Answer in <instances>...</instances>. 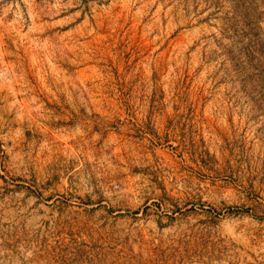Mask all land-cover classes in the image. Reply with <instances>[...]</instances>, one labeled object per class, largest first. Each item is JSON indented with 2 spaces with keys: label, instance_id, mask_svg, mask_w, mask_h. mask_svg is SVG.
Here are the masks:
<instances>
[{
  "label": "rangeland",
  "instance_id": "obj_1",
  "mask_svg": "<svg viewBox=\"0 0 264 264\" xmlns=\"http://www.w3.org/2000/svg\"><path fill=\"white\" fill-rule=\"evenodd\" d=\"M0 264H264V0H0Z\"/></svg>",
  "mask_w": 264,
  "mask_h": 264
}]
</instances>
